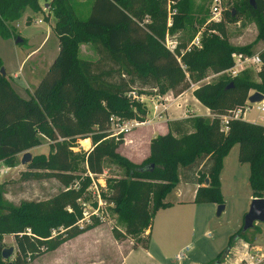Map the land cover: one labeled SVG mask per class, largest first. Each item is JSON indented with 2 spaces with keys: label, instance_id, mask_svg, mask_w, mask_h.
<instances>
[{
  "label": "trees",
  "instance_id": "obj_1",
  "mask_svg": "<svg viewBox=\"0 0 264 264\" xmlns=\"http://www.w3.org/2000/svg\"><path fill=\"white\" fill-rule=\"evenodd\" d=\"M172 1L176 2V14L171 29L190 25V0ZM166 2L90 0L88 15L80 18L70 0H50L47 8L55 20L52 30L57 52L43 76L28 97L22 98L9 77L0 74V161L37 146L43 137L49 141L48 154L34 156L27 167L43 170L40 177L54 178L61 185L46 200L14 204L4 198L0 183V240L11 235L16 247L13 259L0 257V264H24L94 228L99 223L97 217H91L88 224L76 223L81 218L77 199L90 181L87 173L100 174L106 160L123 170L122 177L105 180L106 198L123 228L117 231L112 227L111 233L115 240L133 239L132 247L135 242L146 247L155 211L170 205L163 199L178 182V168L182 182L197 185L192 202L222 204L218 175L222 159L235 144L237 161L248 166L251 197H264V125L233 119L222 132L218 119L242 106L249 90L264 96V50L258 51L261 65L256 79L245 69L234 77L220 74L191 91L208 109L210 118L192 115L168 120L167 131L149 140L148 155L139 164L115 151L122 138L111 135L109 119L142 121L145 115L143 105L127 96L129 92L156 89V94L170 91L177 95L207 70L217 74L227 69L232 53H251L249 45L227 44L219 22L203 28L199 48L179 54L178 43L170 53L163 46L170 29L166 26ZM231 8L229 20L246 13L256 23L255 39L264 38V0H254V7L247 0H234ZM26 9L41 12L38 0H0V38L18 37L11 23ZM197 22L202 24L204 19ZM81 44L93 49L95 60L77 56ZM228 83L231 85L225 89ZM86 138L91 144L87 149H70ZM251 228L257 230L255 225ZM246 232L239 227L228 236L225 248L205 264H221V255L229 252L236 240L249 245ZM263 262L264 258L259 264Z\"/></svg>",
  "mask_w": 264,
  "mask_h": 264
},
{
  "label": "rangeland",
  "instance_id": "obj_2",
  "mask_svg": "<svg viewBox=\"0 0 264 264\" xmlns=\"http://www.w3.org/2000/svg\"><path fill=\"white\" fill-rule=\"evenodd\" d=\"M89 1L70 0V4L80 18H85L89 12ZM233 2L234 0H221V20L219 23L222 24L223 37L226 43L233 47L249 45L251 49L250 54H253L259 49L258 40L255 39L257 34L256 23L246 13L238 14L235 17L232 15V20H229V12L232 9ZM38 3L41 6V12L31 14L32 19L30 23L26 24L24 19H21L17 22L16 28L11 23L18 37L22 40L20 43H15L12 38H0V60L2 62V68L4 69L5 75L11 79L13 88L22 98H27L32 92L38 80L47 70L56 52L53 49L55 38L51 32L52 35L47 42L44 45L42 44L43 46L40 45L27 56L31 50L39 45L44 36V32L50 29V25L52 26L51 21H54L52 15L49 14V8H47L50 5V0H38ZM44 4L47 7L43 10L42 6ZM175 5L176 2L170 5V25L168 26L170 29L167 30V34L169 40L175 41L176 44L181 43L178 53L182 54L196 32L199 31L200 39V33L209 24L206 23V20L209 17L208 8L210 0H190V15L192 16H190L189 21L192 23L190 25L184 23L182 28L171 29L170 26L176 14ZM44 12L46 13L44 14ZM48 17H50V20H48ZM195 18H202L204 22L199 24ZM37 19L40 22H36ZM212 32L216 33V30ZM51 54L53 55L50 59ZM77 56L86 60H95L97 57L88 44L79 45ZM18 68L20 69L18 70ZM250 70L256 79L255 73L258 70ZM220 74L227 76L223 71L216 74L207 70L206 74L199 81L189 84H196L198 87L215 79ZM13 75H15L14 78ZM33 81L35 82L33 83ZM25 88L28 89L29 93L26 92ZM193 89L195 88L188 87L183 92H187L188 94ZM155 90L145 93L148 98L143 102L144 109L145 105L151 107V99L156 95ZM252 92V90H249L247 95H250ZM158 95L160 97H167L168 99L176 96L172 95L170 91ZM191 101L193 102L192 98ZM197 106L199 107V105ZM189 108L187 104L185 109L182 108V111L184 110L186 115H200L203 112V109L198 110L196 108L192 112H188L187 110ZM168 112L170 116L166 115ZM171 112L168 109L159 113V116L164 114L165 116L163 118L167 119L172 117ZM150 113L151 111L149 110L148 117H150ZM256 113L254 108H252L247 111V117L254 116ZM145 117L146 115H144ZM210 117L211 115L206 118ZM146 125L148 124L132 128L128 135H124L123 133L118 134L122 140L115 151L123 156L121 154L123 150H120V148L125 139L128 141L137 139ZM110 129L111 127H109V131L111 132ZM81 142H85V147L87 143L91 145L89 139L82 140ZM144 143V137H140L137 147L131 152L139 157L142 154ZM48 145L49 141L40 137V143L37 146L17 153L9 161H0V183L3 184L4 198L6 200L14 204L21 200H46L61 189V185L54 178H42L39 176L44 173L43 170L28 168L27 163L20 164V158L23 152H28L31 159L38 155L46 156L49 152ZM74 146H78V142H75ZM74 149L76 150L73 151L80 150L78 147ZM236 155L237 145L235 144L231 147L224 159V167L221 172L222 187L220 192L223 209L220 213L218 215L216 214L217 204L188 202L190 197L187 193V188H184V190L181 189V191L179 189H172L163 199V201H170V207L158 209L151 219L145 248L137 242L132 247L133 239L131 238L121 240L113 239L111 228L113 227L117 231H122L123 228L116 221V214L111 211L113 206L112 202L106 198L109 191L106 187L105 180L122 177L123 170L121 167L106 160L103 164L102 172L98 175H92L94 181L95 178L103 179L102 182L104 185L103 188H100L101 205L98 206L99 212L97 211L100 215V211L105 213L103 220L94 229L77 235V237L68 241L67 245L61 246L57 251L46 252L33 260H25L24 264H62V261H69L75 264L76 262H87L86 260H89L88 264H119L121 259L123 260V264H205L207 260L214 258L219 251L225 248L228 236L242 226L243 215L246 213L250 200L252 199L251 196L249 197L250 189L247 184L248 166L246 163H239ZM140 162L134 164H139ZM79 167L84 168L82 164H79ZM177 172L179 175V171ZM79 174L80 176L84 175L83 173ZM90 185L91 183L89 181L84 192L77 199L80 207H82V202H85L86 205L91 207H96L97 205L94 197L91 195V191L88 190ZM255 227H257V230L250 228L247 230L246 236L251 240L249 245H259V248H256L257 251L255 253L252 252L253 248L244 250L245 248L241 247L240 244L246 243L242 240H236L234 243L236 242L237 244L235 243L234 249H230L229 252L225 251L221 255V264H244V260L249 255L255 256L259 253L264 255V223L258 222L255 224ZM51 234H53V231H51ZM9 247H12V253L7 259L11 260L16 251L13 237L11 235H3L0 240V250ZM183 248L188 249L184 253L183 260H174V254ZM261 264H264V262Z\"/></svg>",
  "mask_w": 264,
  "mask_h": 264
},
{
  "label": "built area",
  "instance_id": "obj_3",
  "mask_svg": "<svg viewBox=\"0 0 264 264\" xmlns=\"http://www.w3.org/2000/svg\"><path fill=\"white\" fill-rule=\"evenodd\" d=\"M174 2L172 0H167L166 2V26L168 27L170 25V5H172ZM221 12V0H210V5L208 8V14L209 17L206 20V23H218L221 20L220 16ZM263 17H264V10H263ZM259 44V49L253 53V54H242L241 52H234L231 54V65L223 70L224 73L227 74L228 77H234L237 74H239L241 71L245 69H259L261 65V61L258 56V51L264 50V38L258 41ZM163 46L166 50H168L170 53H174L176 43L173 40L168 39V34L165 33L164 38H163ZM191 47H200V42H199V31L196 32V34L192 37L190 40L189 45H187V48L185 51L189 50ZM178 60V59H177ZM198 84V83H197ZM190 88H196V84H189ZM130 98L133 100L141 103L143 105V102L147 100V96L145 93H135V92H129L127 94ZM156 98V99H155ZM174 98L168 99L167 97H160L158 94L154 95V98L151 99V107H147L145 105V115L146 117L142 121H138L135 119H129V120H123V121H118L116 118L111 117L110 120V127H111V135L115 136L119 133H127L129 132L132 128H135L137 126L145 125L149 123L151 120L159 116V113L167 110L170 106L173 107L176 110H180L182 104L178 102H173ZM159 100V101H157ZM166 103V104H165ZM173 103V104H172ZM254 105V106H253ZM144 107V105H143ZM254 108V110L259 113L264 112V99H262L259 102L256 103H249L247 100L244 101L243 105L228 111L226 114L220 115L218 117L219 119V129L222 132L227 131V125L229 120L233 119H241L242 115L244 114L245 111H248L250 109ZM151 111L150 117H148V111ZM184 115L185 111H182ZM187 113V112H186ZM188 116V115H186ZM185 116V117H186ZM80 140H78V147L82 150L87 149L90 145L87 143V146L81 145L79 143ZM74 147V148H75ZM74 148H70L72 151L76 150ZM78 150V149H77ZM87 175L90 178V183L91 185L88 187V190L91 191L92 197H94L95 203L97 204L96 207H91L89 205H86V203L82 202V207H81V218L76 222L77 224L81 223H90L91 217H97L98 221L100 222L103 220L102 212L100 211L101 215L97 213L99 212V207L101 205V196H100V188H103V179H96L95 181L93 180L92 174L87 173ZM28 231V230H27ZM28 233V232H27ZM187 248H183L180 250L178 253L174 255V260L176 261H181L184 258V253L187 251ZM264 258V255L262 253H259L257 256H252L249 255L247 259H245L244 264H257L260 263L261 260ZM121 264V263H119ZM242 264V263H240Z\"/></svg>",
  "mask_w": 264,
  "mask_h": 264
},
{
  "label": "crops",
  "instance_id": "obj_4",
  "mask_svg": "<svg viewBox=\"0 0 264 264\" xmlns=\"http://www.w3.org/2000/svg\"><path fill=\"white\" fill-rule=\"evenodd\" d=\"M43 8V10L47 7L46 6V4H44L43 6H42ZM37 13H39V12H37ZM46 12H44V14H45ZM31 14H35V13H32L31 11H29L28 9L27 10H25L24 12H23V14L21 15V17L18 19V20H16V21H14L13 22V26L16 28L17 27V22H19L21 19H24V22L26 23V21H28V23H30V21H31ZM49 14H51L50 12H49ZM53 17V16H52ZM48 20H50V17H48ZM55 21V20H54ZM54 21H51L52 22V26L50 25V29L52 30V27H53V24H54ZM36 22H40V20L39 19H37L36 20ZM50 29H47L45 32H44V36H43V38H42V40H41V42L39 43V45L35 48V49H33V50H31L28 54H27V56L28 55H30L33 51H35L40 45H44L46 42H47V40L49 39V37L52 35L51 34V32L53 33V30L51 31ZM53 36H54V43H53V49L57 52V38H56V36L54 35V33H53ZM20 38V37H19ZM22 41V40H21ZM42 45V46H43ZM54 50H53V52H54ZM52 52V53H53ZM56 52H55V54H56ZM55 54H54V56H55ZM52 55L53 54H51L50 55V59H51V57H52ZM26 56V57H27ZM54 57H52V59H53ZM20 67V66H19ZM20 68H18V70H19ZM15 77V75H13V78ZM17 79V78H16ZM9 81H10V84H11V86H12V81H11V79H9ZM25 81V80H24ZM35 81H37V80H35ZM35 81H33V83L35 82ZM12 88H13V86H12ZM14 89V88H13ZM25 90H26V92H28L29 93V91H28V89L27 88H25ZM14 91H15V89H14ZM192 91V90H191ZM17 94H18V92L17 91H15ZM187 95H189V96H187ZM174 99H172L173 100V102H178V103H181L182 104V106H181V109L179 110H176V109H174L173 107H169L168 109H170V111H172L171 112V116L172 117H169V118H167V119H165V118H163V116H165L164 114H162L161 116H159V117H156V118H154L153 120H151L149 123H147L148 125H146V127L142 130V132L139 134V136H138V138L136 139H134V140H131V141H128V140H126L125 139V141L123 142V145H122V147L120 148V150H123L122 151V155L124 156V157H126L128 160H130L131 162H133V163H138V162H140L143 158H145L147 155H148V142H149V140L152 138V137H154L155 135H162V134H164L166 131H167V127H166V121L167 120H171V119H179V118H183V117H185L186 115H184L183 114V112H181L182 111V108L183 109H185L186 108V106H187V104H188V106L190 107L187 111L188 112H192L193 111V109L194 108H196V109H198V110H200V109H203V112H202V114H200V116H203V117H208V116H210V114H209V111H208V109L206 108V107H204L203 105H201L193 96H192V93H188L187 94V92H181V93H179V94H177L176 96H172ZM172 97H170V99L172 98ZM191 98H192V100H193V102L191 101ZM263 99H264V96H263ZM196 103V104H195ZM173 104V103H172ZM192 105V106H191ZM197 105H199V107L197 106ZM167 109V110H168ZM166 115H169L170 116V114H169V112H168V114H166ZM193 114H191V115H188V116H192ZM261 115V116H260ZM241 120H244V121H247V122H252V123H257V124H261V125H264V112L263 113H259V114H255L254 116H250V117H247V111H245L244 112V114L242 115V118H241ZM141 126H143V125H141ZM130 132V131H129ZM129 132H127V133H125L124 135H128V133ZM140 137H144V141H145V143H144V148H143V151H142V154L139 156V157H137V156H135L131 151L132 150H134L136 147H137V144H138V140L140 139ZM87 140H88V138H86ZM89 144V143H88ZM227 156V155H226ZM226 156L222 159V166H221V169H220V171H219V175H218V178H219V185H220V190H221V187H222V185H221V172H222V170H223V167H224V159L226 158ZM177 171H179V175H178V172H177V176H178V182H177V184L175 185V187L173 188V189H175V190H178L179 189V191H181V189H183L184 190V188H187L186 190H188V194H189V201L188 202H192V199H193V195H194V192H195V189L197 188V185L196 184H189V183H184V182H182L181 181V176H180V168H178L177 169ZM247 176H248V174H247ZM179 186V187H178ZM177 195H179V193H177ZM181 195V194H180ZM251 195H249V197H250ZM167 202H169L170 203V201H167ZM174 202H176V200H174ZM182 202V201H181ZM179 203V202H178ZM170 207V205L168 206V207H166V208H169ZM163 209V208H162ZM92 229H94V228H92ZM91 230V229H90ZM89 231V230H88ZM145 232H147V231H145ZM81 235V234H80ZM77 237V236H76ZM75 238V237H74ZM73 239V238H72ZM114 239V238H113ZM71 240V239H70ZM70 240H67V241H65V242H63L62 244H60L56 249H54L53 251H50V252H55V251H57L61 246H63V245H67L68 244V241H70ZM236 243V242H235ZM233 244V246L231 247V249H234V246L237 244ZM241 245V247H244L245 249L244 250H247L248 248H250V249H252L253 248V250H252V252H256L257 250H256V248H259V245L257 246V245H247V244H244V243H241L240 244ZM177 253V252H176ZM175 253V254H176ZM174 254V255H175ZM258 254H256V256H257ZM123 258V257H122ZM173 259H174V256H173ZM87 262H82V263H78V262H76L75 264H88L89 262V260H86ZM91 261V260H90ZM207 261H209V260H207ZM206 261V262H207ZM63 263L62 264H73V262H69V261H62ZM205 262V263H206ZM120 263L121 264H123V260L121 259L120 260ZM257 264H259V263H257Z\"/></svg>",
  "mask_w": 264,
  "mask_h": 264
},
{
  "label": "water",
  "instance_id": "obj_5",
  "mask_svg": "<svg viewBox=\"0 0 264 264\" xmlns=\"http://www.w3.org/2000/svg\"><path fill=\"white\" fill-rule=\"evenodd\" d=\"M247 3L250 7H254V0H247ZM232 15V12H231ZM15 43H20L21 39L19 37L14 39ZM0 74L4 75V69L0 67ZM231 85V83H228L224 88H228ZM263 99V95L257 91H254L250 93V95L247 96L246 100L249 103H256ZM31 157L28 152H23L20 158V164H25L30 161ZM204 184H207V179H204ZM223 209V205L220 204L216 208V214L218 215L220 211ZM264 223V197L261 198H252L250 200L248 209L246 213L243 215V223L241 226V230L245 231L250 229L253 225L256 223ZM12 253V247L9 248H3L0 250V257L2 259H7Z\"/></svg>",
  "mask_w": 264,
  "mask_h": 264
},
{
  "label": "bare ground",
  "instance_id": "obj_6",
  "mask_svg": "<svg viewBox=\"0 0 264 264\" xmlns=\"http://www.w3.org/2000/svg\"><path fill=\"white\" fill-rule=\"evenodd\" d=\"M79 142L81 143V145H85V142H81V140Z\"/></svg>",
  "mask_w": 264,
  "mask_h": 264
}]
</instances>
